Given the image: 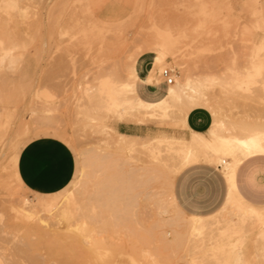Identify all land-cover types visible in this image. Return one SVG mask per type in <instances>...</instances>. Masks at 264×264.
<instances>
[{
    "label": "rangeland",
    "instance_id": "obj_1",
    "mask_svg": "<svg viewBox=\"0 0 264 264\" xmlns=\"http://www.w3.org/2000/svg\"><path fill=\"white\" fill-rule=\"evenodd\" d=\"M150 22L160 31L154 38L174 40L182 52L181 66L168 57L161 68L174 71L173 84L188 75L200 77L210 112L264 129V0H0V264H264V220L240 210L229 212L236 224L218 237L231 240L230 245H196L171 201L169 171L161 169L164 155L154 159L143 151L160 137H188L180 114L189 100L175 103L164 118L128 116L126 122H149L159 129L138 138L124 136L138 147L135 152L106 143V133L119 137L114 127L120 120L102 107L104 81L110 70L122 74L123 56L139 46L132 37ZM142 56L150 57L153 67L155 52ZM28 60L34 63L30 74L24 67ZM46 127L59 128L65 136L46 133ZM228 132V126L221 129ZM45 135L64 139L76 166L71 183L51 196L20 185L11 162L15 151ZM223 142L211 137L204 149L229 160L237 149ZM164 159L173 162L169 155ZM155 162L160 168H153ZM134 166L140 167L136 178L114 186L115 177L128 170L130 175ZM136 172L143 175L137 178ZM50 197H58L64 208L47 219L57 223L50 229L58 232L26 227L18 209Z\"/></svg>",
    "mask_w": 264,
    "mask_h": 264
},
{
    "label": "bare ground",
    "instance_id": "obj_2",
    "mask_svg": "<svg viewBox=\"0 0 264 264\" xmlns=\"http://www.w3.org/2000/svg\"><path fill=\"white\" fill-rule=\"evenodd\" d=\"M156 23H158V22H156ZM144 25L145 24H142L141 25L142 29L137 30L135 32V35L132 37L133 41L131 43L135 44L136 42H139L138 48L135 47L136 50L134 52H132L131 54H128L126 56H123V58H122L125 60V69L122 72V74H115L117 72L116 69H115L116 72H114V70L109 71L108 77L104 81L103 97L105 100V105H102V107L105 106V110L107 111V113H109V114L112 113V114H115L116 116H118L120 121H125L128 116H138L139 117L138 119H140V117H141L143 120L149 121V120H156V119L166 117L168 114H170L171 110L174 109V108L172 109V107L175 105V103L180 102L179 104H181V103L184 104L186 101L189 100V105L186 106L183 110L180 109V110H182V114L179 113L180 115H182L181 121H183V124H184L185 128L187 129V128H189L188 124H187V116L192 109H194L196 107H205L207 109L211 108L210 107V98L208 96H206L205 94H203L204 93L203 90H202L203 93L200 91V88L203 87L204 82H203V80L200 79V77L198 80H195V79L191 80L190 79L191 75H188L190 77H188L186 79L183 78V81L179 80L175 84H170L166 97H164L160 100L148 101V100L141 98L137 92L138 83L143 82V80L145 82L150 83V84H158L159 82H161V74H160L161 68L163 65L168 63L167 62L168 57L174 58L173 63L175 65H179V66L182 65V63H181L182 62V59H181V53L182 52H180V50H178L177 46L175 45V41L172 40L171 42H166L164 39L157 40L156 38H154V36H155V34L159 35L160 31H159V28H157L156 24L153 22H150V26H149L150 28H148V29H144V27H145ZM128 41H129V37H127L125 40L126 45H127ZM128 46H129V44H128ZM122 49H125V48H122ZM146 52H155V56L153 57L154 62H153V67L151 68L147 77L145 79H141L139 74H138V71H137V61H138L139 56L143 53H146ZM180 59H181V61H180ZM154 66H156V68H154ZM253 68H255V67H253ZM180 69H181V67H180ZM183 71H185V73L187 72V70H185V68ZM253 77H255V76H253ZM206 79L208 81V80H212L213 78L208 77ZM206 88H204V89H206ZM223 89L225 90V87ZM101 103H102V101H101ZM176 107H178V106H176ZM212 110L213 109H211V111ZM211 113L213 115V123L209 129L210 138L211 137H219L223 141L229 142L227 144H228V146H230V148L232 150L237 149V151H235V154L232 152L234 154V157L229 158V160H227L226 158H223V157L211 156V154H209L204 149V147L206 145L205 142H202L201 140L196 138L194 136V133H192L191 137H175V136H173V137H169V136L160 137L157 140L152 141L148 145L144 146V144H142L141 147L144 146L143 151H145V153L151 155L154 159H159L161 154H163L164 157H165V155H169V158H171V157L173 158L172 159L173 162L168 163L167 160L164 159V157H163V159H160L162 164L159 163L160 161H158V164H161L163 166V168H161V169H166V172H164L165 171L164 170L163 173H167V170L169 171L168 175L166 174L167 175L166 176V181H167L166 184L170 188V191H171L170 197H171V201L174 205V208L176 210L180 211L181 212L180 214L184 215V217L182 215L181 216L185 219V220L183 219L185 221V224L184 223L183 224L186 228V231L188 230V232L190 233V237H191L192 241L194 243H196V245L200 246V248H208L209 246H211V248L221 249L223 247V245L224 246L230 245L231 240L224 241L223 239L218 238V237L224 235L223 233H226V232L230 233L232 226L234 224H236L235 221L233 222L234 217L229 216V212L233 213V211H235V210L236 211L240 210L242 214H246L252 218L261 219L259 216H253L247 211L248 208L259 210V208L261 206H257L255 204H252V203L246 201L241 196L240 193H239V196L236 195L235 189H237V186H236V181H235V174H236V171H237L239 164L241 163L242 157L254 155L257 153H264L261 151V149L264 148V144L261 143V139H260L261 133L264 132V129L249 126V125L239 124L238 122L237 123L232 122V121L229 122L228 120H226V118L222 117L221 114L219 116V112L216 110H213ZM180 118H179V120H180ZM222 118H224L225 120ZM143 120L142 121L140 120V121L143 122ZM227 126H228L229 132L227 134H222L221 129H223ZM114 128L116 129L117 127H114ZM42 130L46 133H50V132H52L54 134L60 133L63 136H65V133L59 128H55V127L54 128H50V127L48 128V127H46V128H43ZM115 132L117 134H119L118 138L117 137L113 138V137H111V135L109 133H106L105 137L109 136L107 138V141H106V143L108 145H111V146H113L116 149L121 150V151L127 150L131 153L138 150V147L136 148L134 143L126 141L125 140L126 137L124 139L125 135L118 133L119 131L118 132L115 131ZM237 140L254 141V143H250L248 145V147H243L242 145H236L233 143L234 141H237ZM133 142H135V141H133ZM136 145H138V144H136ZM21 149H20V151H17V152L15 151V153L12 155L11 162H12V168H13L14 175L16 176L20 185L25 187V185L23 184V182L19 176V173H18V160H19V155H20ZM113 150H115V149L113 148ZM237 152H239V153H237ZM114 153L118 154L117 152H114ZM141 153H143V152H141ZM120 156H124V155H120ZM142 156H144L143 158L145 159L146 156L143 154L139 157L142 158ZM132 157L134 158V156H132ZM122 158H124V157H122ZM160 158H162V157H160ZM167 158H168V156H167ZM114 159L117 161L116 158H114ZM137 159H139V158H137ZM115 160L113 162H115ZM125 160H127V159H125ZM168 160H170V159H168ZM201 160L213 162L223 170L224 174L227 176V179L229 182V187H230V190L232 191L233 194L231 196V199L229 198V195H228L226 202L220 208V210H218L216 213L208 215V216H190V215H187L184 212H182L181 209L178 207V205L174 199L173 192H172L173 182H174L175 176L178 173H180L185 167H187L190 164L199 162ZM128 161L130 162V160H127V162ZM118 162H119V160H118ZM146 162H149V161L146 160ZM146 162H143V163H146ZM109 163H112V161ZM120 163H121V161H120ZM124 163H125V161H124ZM155 163H152V165L154 164L153 168H154V166L156 167V165H157V167L160 166V165L158 166V164L157 163L155 164ZM139 164L141 165V163H139ZM118 165L119 164H117L116 166H118ZM126 165H128V164H126ZM116 166H113V167H116ZM131 166L132 165H129V167H131ZM139 166L138 167L134 166V168L132 170H131V168H132L131 167L130 168V170H131L130 175H127V172L129 170L126 172L125 175H122V174L120 175V173L118 172L119 175H117L118 173H116V175H117L116 176L115 173L113 172L114 176H116L114 186L121 187L118 185L119 184L118 182H121V183L126 182L127 183L130 181V177H131V179L136 178L134 176L135 175L134 171H137V169L139 170L140 169ZM147 166H150V164ZM120 168H122V167H120ZM150 168L153 169L152 166ZM115 170H117V169H115ZM151 171L153 172V175H154L155 170L154 171L151 170ZM158 171H157V173H158ZM123 172L125 173L124 169H123ZM138 172H136V176H138L137 178H139L141 175H143L142 172L141 173H138ZM152 172H151V175H152ZM132 176H134V177L132 178ZM157 176L159 177L160 175L157 174ZM161 179L162 178H160L159 180H161ZM163 179H165V178H163ZM139 180H137V181L140 182ZM230 180L234 182V186H233V183H230ZM135 181H136V179H135ZM131 182H133L135 184L134 181H131ZM144 183L146 184V182H144ZM163 183H165V182H163ZM149 184H148V186H149ZM158 184L160 185L161 183L159 182V183L154 184V185H158ZM166 184H164V185H166ZM120 185H122V184H120ZM128 186H129V184H128ZM154 187L156 188V186H154ZM161 187L162 186H160L159 188H161ZM145 188L147 189V187L144 186V189ZM131 189H136V187H134V188L132 187ZM158 189H156V190L158 191ZM140 190H141V188H140ZM230 190H229V192H230ZM159 191H161V189ZM162 191H165V190L162 189ZM131 192H134V191H131ZM149 192H151V191H149ZM59 193L60 192L55 193V194H59ZM115 193L116 192H114V194ZM147 193H148V191L146 192V194ZM155 193H156V191H155ZM55 194H50L48 196L55 195ZM146 194L144 193V195H146ZM154 195H156V194H154ZM142 198L143 197H141V199ZM157 198H155L156 201L158 200ZM109 199H112V198H109ZM241 200L243 201V203H241ZM111 201H113V200H111ZM139 201H140V199H139ZM158 202L162 203L163 201H158ZM63 209L64 208H62L60 201L58 200V197H53V198L50 197V198L45 199L41 202L31 203V204L29 203L28 208L18 209V215H20L22 217V219H24V224L26 227H33V228L36 227L38 229L43 230L42 232H47V233L51 232L52 234H54V233H57L58 230L50 229V227L56 225L57 223L51 225V223H49L47 221V219L51 218V217L56 218L59 215V212L62 211ZM175 224L177 225V223H175ZM181 227H182V225H181ZM181 227H179V228H181ZM180 231L181 230H179V232ZM228 237L229 236H227V239H229ZM231 238H232V236H231ZM70 239H72V238H70ZM208 249H210V248H208ZM15 250H16V248H15ZM21 250L22 249H19L18 251H21ZM21 253H22V251H21Z\"/></svg>",
    "mask_w": 264,
    "mask_h": 264
},
{
    "label": "crops",
    "instance_id": "obj_3",
    "mask_svg": "<svg viewBox=\"0 0 264 264\" xmlns=\"http://www.w3.org/2000/svg\"><path fill=\"white\" fill-rule=\"evenodd\" d=\"M33 66L32 60L24 64L28 68V74ZM150 66L151 60L147 56L139 58L137 71L141 79L147 77L152 68ZM168 88L169 84L164 79L158 84L143 80L138 83L137 92L145 100L157 101L166 97ZM212 116L205 107L192 109L187 116L189 128H184L187 136L191 137L194 133L196 138L207 145L210 140L209 129L213 123ZM115 127L118 133L135 138L159 131L156 125L149 122L143 124L120 121ZM211 156L216 157L214 154ZM217 166L196 162L175 176L172 192L182 212L190 216H208L224 205L230 187L227 176ZM75 168V156L70 145L61 137L52 135L30 140L21 149L18 160V173L23 184L39 195H50L64 190L71 183ZM235 181L239 193L246 201L264 206V153L242 157Z\"/></svg>",
    "mask_w": 264,
    "mask_h": 264
},
{
    "label": "snow or ice",
    "instance_id": "obj_4",
    "mask_svg": "<svg viewBox=\"0 0 264 264\" xmlns=\"http://www.w3.org/2000/svg\"><path fill=\"white\" fill-rule=\"evenodd\" d=\"M260 139H261V143L264 144V132L261 133V136H260ZM223 143L227 144L229 142L227 141H224ZM234 144L236 145H242L243 147H248V145L250 143H254V141H243V140H237V141H234L233 142ZM262 152H264V148L261 149ZM230 183H233V186H234V182L230 180ZM239 189H235V193L237 196H239ZM232 191L230 190L229 192V198L231 199V196H232ZM241 203H243V201L241 200ZM247 211L253 215V216H259L262 220H264V206H261L259 208V210H255V209H252V208H248Z\"/></svg>",
    "mask_w": 264,
    "mask_h": 264
},
{
    "label": "built area",
    "instance_id": "obj_5",
    "mask_svg": "<svg viewBox=\"0 0 264 264\" xmlns=\"http://www.w3.org/2000/svg\"><path fill=\"white\" fill-rule=\"evenodd\" d=\"M161 77L167 82V84H173L174 83V71L169 68H165L161 72Z\"/></svg>",
    "mask_w": 264,
    "mask_h": 264
}]
</instances>
